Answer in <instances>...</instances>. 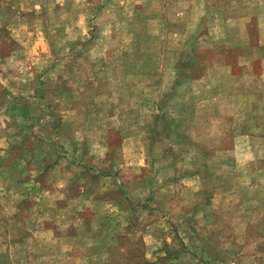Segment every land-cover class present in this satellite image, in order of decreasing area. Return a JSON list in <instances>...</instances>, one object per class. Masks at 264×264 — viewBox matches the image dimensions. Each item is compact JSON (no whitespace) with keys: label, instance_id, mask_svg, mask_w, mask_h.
Here are the masks:
<instances>
[{"label":"rangeland","instance_id":"1","mask_svg":"<svg viewBox=\"0 0 264 264\" xmlns=\"http://www.w3.org/2000/svg\"><path fill=\"white\" fill-rule=\"evenodd\" d=\"M175 3L0 0V264H264V82Z\"/></svg>","mask_w":264,"mask_h":264},{"label":"crops","instance_id":"2","mask_svg":"<svg viewBox=\"0 0 264 264\" xmlns=\"http://www.w3.org/2000/svg\"><path fill=\"white\" fill-rule=\"evenodd\" d=\"M175 5L168 41H191L206 53H215L216 48L235 52L234 65L228 61L219 66L227 71L228 83L237 88L234 93H250L247 85L264 82V0H176ZM215 59L203 75L213 72ZM239 68L247 72L239 73ZM252 105L250 110L259 106Z\"/></svg>","mask_w":264,"mask_h":264}]
</instances>
